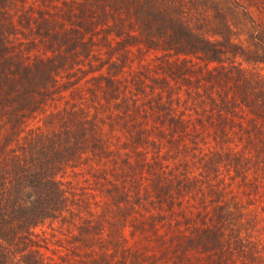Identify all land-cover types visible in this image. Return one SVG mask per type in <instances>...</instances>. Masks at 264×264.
Instances as JSON below:
<instances>
[{"label":"rangeland","instance_id":"obj_1","mask_svg":"<svg viewBox=\"0 0 264 264\" xmlns=\"http://www.w3.org/2000/svg\"><path fill=\"white\" fill-rule=\"evenodd\" d=\"M207 1L190 15L204 6L211 22ZM2 2L0 30L20 52L63 55L22 135L81 148L58 174L61 207L3 246L7 264H264V63L252 60L264 0H212L244 48L223 61L148 48L134 27L122 42L84 31L85 49L57 46L23 12L46 9L51 28L69 29L61 0Z\"/></svg>","mask_w":264,"mask_h":264},{"label":"trees","instance_id":"obj_2","mask_svg":"<svg viewBox=\"0 0 264 264\" xmlns=\"http://www.w3.org/2000/svg\"><path fill=\"white\" fill-rule=\"evenodd\" d=\"M60 3L59 11L54 13L74 22L69 29L51 28L54 15L46 9H38L37 15L34 10L23 12L28 29L35 28L42 36L45 31L44 35L55 40L57 46L67 41L71 49L78 43L85 49L84 31L92 38L98 32L107 34L105 40L113 33L122 37V42L132 38L127 28L134 27L139 28L138 34L142 33L148 48H160L159 44L165 43L174 54L206 61H223L231 54L234 58L243 56L244 48L235 41L231 24L212 0L211 22L206 19L209 12L204 6L190 15L192 8L197 9L193 0H61ZM3 9L0 0V18L4 16ZM43 22L48 25L45 30H41ZM8 30L9 33L5 28L0 30V129L5 124L9 126L0 142V264H7L3 246L14 244L16 238L22 240L31 227L54 217L63 197L58 174L81 153L78 144L68 148L67 140L53 142L47 134L33 132L22 135L27 118L41 106L63 68L59 60L63 55L30 59L12 41V28ZM253 48L252 60L264 63V44L262 49ZM98 78L106 81L102 75ZM25 142H32L36 151L26 149ZM25 264L42 263L39 260Z\"/></svg>","mask_w":264,"mask_h":264}]
</instances>
